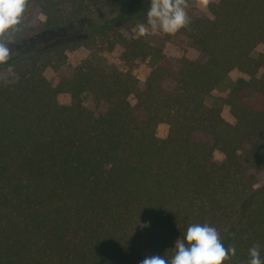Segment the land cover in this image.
Listing matches in <instances>:
<instances>
[{
  "label": "trees",
  "instance_id": "obj_1",
  "mask_svg": "<svg viewBox=\"0 0 264 264\" xmlns=\"http://www.w3.org/2000/svg\"><path fill=\"white\" fill-rule=\"evenodd\" d=\"M113 1L30 0L11 36L12 57L0 64L14 73L0 77V264L170 259L188 226L205 222L236 247L231 264H245L256 243L264 258V0H217L210 15L195 8L178 34L200 55L177 66L158 37L120 35L124 59L156 63L143 85L129 68L67 61L113 27L53 35ZM124 1L122 24H146L150 0ZM233 68L249 77L223 99L230 122L208 99Z\"/></svg>",
  "mask_w": 264,
  "mask_h": 264
},
{
  "label": "rangeland",
  "instance_id": "obj_2",
  "mask_svg": "<svg viewBox=\"0 0 264 264\" xmlns=\"http://www.w3.org/2000/svg\"><path fill=\"white\" fill-rule=\"evenodd\" d=\"M217 0H210L215 2ZM209 3V4H210ZM125 1L124 0H114L108 4L102 11H97L95 14L91 15L90 18H85L80 21L81 25L77 28H66L60 27L55 29L53 35L58 37H64L66 39H72L83 35L86 33L97 34L106 28L113 27L114 32L109 33L108 38H97L92 41V43L85 45H76L73 49L66 52L67 61L71 65H78L84 61H93L99 65H115L124 69L129 68L138 78L139 84L143 85L149 73L155 66V61L148 57H135L132 60H127L123 58L124 49L119 44H114V42L120 37V35L129 37L138 35V29L136 32L133 29L136 28L138 22L129 21L126 25L122 24L123 21L128 19V15L123 12ZM209 4L205 7L198 3V0H190V7L187 10L188 14H194V9H200L206 11L209 15ZM41 19H45L44 15H40ZM83 32H81V31ZM148 36V35H147ZM150 36H156L159 38V44L165 55L170 59L174 66H177L182 58L197 59L200 53L190 45L187 38L176 33L175 35H165L163 33L149 34ZM96 38V37H95ZM152 43L154 40L150 38ZM149 39V40H150ZM118 41V40H117ZM264 43L257 46V50H263ZM45 75L53 83L58 81V77L54 70L48 68L45 70ZM0 77L3 79H12L14 73L12 69L7 68L0 71ZM249 75L243 71L233 68L228 73L224 81L212 91L211 97L208 99L210 104H217L221 109L222 116L230 121L234 122V118L230 112L229 106L223 101L226 97L229 88L233 81L239 78H248ZM58 99L62 103H69L71 100L69 93H60ZM131 101L134 103L136 101L133 96H131ZM84 103L88 107H94V102L91 96L84 98ZM169 125L167 123H159L156 128V132L159 136L165 137L168 134ZM224 155L220 151L214 152V158L216 160H221Z\"/></svg>",
  "mask_w": 264,
  "mask_h": 264
},
{
  "label": "clouds",
  "instance_id": "obj_3",
  "mask_svg": "<svg viewBox=\"0 0 264 264\" xmlns=\"http://www.w3.org/2000/svg\"><path fill=\"white\" fill-rule=\"evenodd\" d=\"M198 3L206 7L210 0H198ZM29 6L30 0H0V64L11 59V36L21 31ZM190 6V0H150L146 24H137L133 31L138 29L142 37L157 33L175 35L189 28L191 18L187 10ZM260 249L259 243L249 248L245 264H264ZM174 250L170 259L153 255L140 264H231L236 256V247L225 246L219 230L207 222L189 225Z\"/></svg>",
  "mask_w": 264,
  "mask_h": 264
}]
</instances>
